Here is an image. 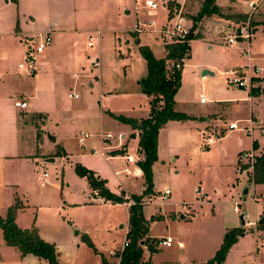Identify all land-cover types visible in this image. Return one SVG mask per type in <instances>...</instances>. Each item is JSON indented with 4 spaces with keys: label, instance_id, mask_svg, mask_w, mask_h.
Wrapping results in <instances>:
<instances>
[{
    "label": "rangeland",
    "instance_id": "1",
    "mask_svg": "<svg viewBox=\"0 0 264 264\" xmlns=\"http://www.w3.org/2000/svg\"><path fill=\"white\" fill-rule=\"evenodd\" d=\"M144 1L34 0L33 20L19 16L21 29L29 33V39L14 35L16 24L15 33H19V23L14 24L13 9L5 10L0 1V80L16 91L9 102L26 93L29 107L23 111L45 114L32 118V123H23L25 133L18 136L12 149L8 129L13 120L5 108L8 103L0 104V154L13 160L0 159V219L16 204L18 225L33 227L41 240L55 243L59 264H102L101 257L116 264L118 260L109 251L125 248L124 231L129 226L126 201L104 202L86 179L77 175L80 165L101 171L111 192L120 193L127 187L130 197L141 198L147 238L175 239L172 247L152 243L156 249L152 254L143 248V259H150L152 264H173L181 252L178 240L184 243L188 255L208 261L211 249H218L223 235L236 228L243 229L241 235L245 233V237H238L227 264H264V232L257 227L264 210V184L254 186L244 174L236 173L241 154L252 151L251 114L258 124L255 133L264 126V102L257 98L264 88L251 95L248 83L242 89L231 83L233 78L257 75L247 70L242 51L248 43L227 42L241 26L228 19L229 14L247 16L248 0H216L219 15L205 16L195 24L198 36L190 40L189 56L182 61L180 84L173 99L174 111L188 119L169 120L162 126L149 184L143 174L134 176L136 164L130 166L131 175L115 174L127 155H135L137 136L132 137L127 127L116 124L109 113H101L102 107L125 117L148 114L140 86L147 72L141 47H147L155 59L163 58L164 44L173 37L170 33L178 20L187 34L193 26L190 17L198 14L203 3L154 0L158 9L150 15ZM168 3H172L170 18ZM137 22L155 25L134 35ZM46 33L50 34L51 45L38 53L35 73L28 75L19 64L25 62L27 49ZM90 37L92 47L87 45ZM56 38L58 50L51 56ZM68 40L71 48L65 44ZM250 43L256 55L252 65L264 70V27L257 29ZM204 71L208 72L205 76ZM68 94H77L78 99H69ZM200 96L207 99L206 104L200 103ZM232 123L237 130H229ZM41 124L44 132L37 140L42 145L38 152H32L29 132L35 136ZM106 133H123L126 138L124 153L108 162L101 156L102 147L109 145L101 141ZM85 134L89 137L81 145L78 139ZM208 138L213 142L199 151ZM43 172L48 178L40 187L36 176ZM4 178L13 184L8 191L2 187ZM247 186L249 194L244 195ZM234 206L239 213L233 212ZM173 213L189 219L180 223L172 218ZM159 215L163 220L157 218ZM152 220L155 224L150 226ZM248 221L254 225H248ZM25 257L20 261L18 252L0 246V264H49L31 254Z\"/></svg>",
    "mask_w": 264,
    "mask_h": 264
},
{
    "label": "trees",
    "instance_id": "2",
    "mask_svg": "<svg viewBox=\"0 0 264 264\" xmlns=\"http://www.w3.org/2000/svg\"><path fill=\"white\" fill-rule=\"evenodd\" d=\"M8 1L13 4L18 3V0ZM215 2L216 0H203L198 14L195 17H190L193 26L189 32L183 38H172L170 42L164 44L166 53L164 58L155 59L147 47H141V53L147 64V72L146 76L140 81V86L141 92L149 98L150 111L148 116L144 119H136L112 115L117 121L129 125L137 131L138 150L144 157L138 163V167L148 184L150 181L151 165L156 160L158 136L162 126L169 120L188 119L184 113L174 111L173 99L180 84L182 61L189 56L190 40L198 36L195 33V24L205 16L219 15L220 10ZM168 11V17L170 18L173 14L172 3H168ZM15 31H18L17 24ZM133 34L136 35V33ZM176 65H180V68H177ZM258 80L257 78H252L251 82ZM250 93L251 95H257L259 91L257 88H251ZM38 117L41 118L43 116L39 114ZM39 137L40 134L37 133V138ZM252 147L256 149L257 144L253 142ZM76 172L79 177L87 178L89 186L96 191L98 197L112 203L124 202L122 197L111 193L106 188L105 181L95 177L92 171L78 165ZM249 181L255 185L264 184V152L256 158L253 171L249 173ZM132 200L134 204L129 206L128 211L129 231L126 235L127 245L119 255V264H150V260L146 262L142 260L143 248H148L150 254L155 253L156 249L152 243L160 245L161 240H152L146 237V222H144L140 212L141 198L133 196ZM17 209L16 204L10 206L6 210V217L0 219V229L5 245L17 249L21 258L31 254L46 260L49 264H59L54 245L41 240L35 228L20 229L16 225ZM261 221L262 223L258 227L264 230V210L261 215ZM243 232L244 230L241 228L227 231L214 256L204 264H224L229 250ZM85 239L90 245L89 240ZM142 242L143 245H141ZM101 263L110 264L104 257H101Z\"/></svg>",
    "mask_w": 264,
    "mask_h": 264
},
{
    "label": "crops",
    "instance_id": "3",
    "mask_svg": "<svg viewBox=\"0 0 264 264\" xmlns=\"http://www.w3.org/2000/svg\"><path fill=\"white\" fill-rule=\"evenodd\" d=\"M1 2H2V4L4 5V7H6L7 9H5V10H9L10 9V7H11V9H13L12 11H13V18H14V24L18 21V23H19V33H15V27H14V35L15 36H19V37H21L20 39H22V38H24V39H29V36H27V34H29V33H26L24 30H22L23 29V27H22V20L24 19V17L25 16H29L32 20H33V18H34V15L32 14V9L34 8V0H18V3L17 4H13V3H11L10 1H8V0H0ZM229 13V12H228ZM230 15V17H228V19H230V20H234L235 22H237V23H242V20H243V18H245V15H242V14H229ZM257 17H256V20L254 21V23H253V25H254V27H255V32H257V29L258 28H263L264 27V1L262 2V4H261V6H260V8L258 9V12H257ZM19 16H21V19L22 20H20L19 19ZM15 26V25H14ZM50 27H53L54 28V26H50ZM22 28V29H21ZM254 32V33H255ZM97 34H99V32H97ZM59 35V34H58ZM58 35H57V37H58ZM37 35H35V34H31V36L30 37H35V38H37L36 37ZM39 37V36H38ZM89 41H93L92 40V38L90 37V39H89ZM88 41V42H89ZM88 42H87V44H88ZM57 44H58V39L56 38V40H55V43H54V46H53V50L51 51V53H50V55L52 56V55H55L56 54V52H57V50H58V47H57ZM68 47H70L71 48V46H70V43H69V40L68 41H66V43H65ZM93 46V45H92ZM91 46V47H92ZM189 46H190V43H189ZM246 49H248L249 50V54L248 55H246L245 57L247 58V63H248V66H247V70H248V72H251V73H253L254 72V70L255 69H257L254 65H252V63L255 61V59H256V55L255 54H253L252 53V47H251V43L250 44H248L247 46H246ZM166 54V53H165ZM164 57H165V55H164ZM163 57V58H164ZM45 58H46V56H45ZM42 59H44V58H42ZM258 59V58H257ZM21 69V68H20ZM257 76H252V77H250L251 79L252 78H257V79H259L258 81H256V82H251L250 83V86H249V90L251 89V88H257L258 89V91H259V93L261 92V90L264 88V70H260V71H258V72H254ZM9 82H10V80H9ZM35 86H36V84H35V82H34V84H33V88L35 89ZM240 89H242V88H240ZM16 91H12V90H9V88H8V86L3 82V81H1L0 80V104L1 103H3L4 105L6 104V103H8L7 105H5V108H6V110H7V112H8V114H9V118H10V120H13V122L12 123H10V127H9V129H8V133H9V140H10V147L12 148V149H15L16 148V142L18 141V136H23L24 135V133H25V127H24V125H23V123L25 124V123H32L33 121L31 120L32 118H34V117H38V115L40 114V115H42V116H44L45 114H43V113H39V112H36V111H32L31 113H30V115H29V113H27L26 111H23V110H19V108H17L16 106H15V103L16 102H18V101H26L27 102V108L29 107V102H28V99H27V96L25 95L26 93H23V95H21V97H20V99H14L13 100V102H9V100H11L12 99V97L13 98H15L14 96H13V94L15 93ZM258 93V94H259ZM27 94H29V93H27ZM30 95H32V93L30 94ZM29 95V96H30ZM140 95V94H139ZM103 97V96H102ZM106 98L107 97H109V95H107V96H105ZM105 97H104V99H105ZM145 97H146V100H147V104H148V106H149V110H148V114H149V111H150V105H149V98L145 95ZM257 98H262L263 100H262V102H264V91H263V95L262 96H258ZM246 100V99H245ZM247 100H248V102H250V100H251V98L249 97V98H247ZM5 101H7V102H5ZM253 101V100H252ZM262 102H259V103H262ZM223 103H226V102H223ZM258 103V104H259ZM12 104V105H11ZM206 104V103H205ZM257 105V104H256ZM26 108V109H27ZM26 109H24V110H26ZM109 113V115H113V116H122V115H118V114H115V113H112V112H110V110H108L107 109V107H102V111H101V113ZM148 114L146 115V116H141V117H136V119H144V118H146L147 116H148ZM125 117V116H124ZM129 118H135V117H129ZM113 121L114 122H116V124H118V125H121V126H125V127H127L129 130H130V132H131V134H132V137H136L137 136V144H136V146H135V151H134V153H135V160H136V163H128L126 160H125V162H124V164L121 166V169L119 170V171H116L115 172V174H118V175H120V174H125V175H131L132 173H131V168H130V166L131 165H135L136 164V167H135V169H134V176L135 177H141L142 176V172H141V170H140V168L138 167V163L140 162V161H142L143 160V154H141L140 152H139V150H138V134H137V131L136 130H134V129H132L129 125H125V124H123V123H121V122H119V121H117L114 117H113ZM45 122V121H44ZM20 123V124H19ZM249 123L251 124V130H253V138H252V142H251V148H252V151L253 152H255L256 154H257V156H260L263 152H264V126L262 125L261 126V129L259 130V132H257V133H255V130H256V128L258 127V124H257V120H256V118H254V116H253V113L251 114V121H249ZM232 124H234V123H232ZM43 125L44 124H41V125H38L39 126V128H37V130H36V135L34 136V133L32 134L31 133V131L29 132V134L31 135V139L33 140V144H30V148H31V150H32V152L33 151H35V152H38L37 150L40 148L39 146H41L42 145V143H39L40 142V140H37L38 138H37V133H39L40 134V136L42 135V133L44 132V128H43ZM18 126V127H17ZM30 128V127H29ZM238 128H236V129H234V130H237ZM161 131V130H160ZM232 131V130H231ZM123 134V133H122ZM159 134H160V132H159ZM256 134V135H255ZM88 135V134H87ZM159 140V139H158ZM159 142V141H158ZM253 142H255L256 144H257V148L256 149H253V147H252V143ZM207 148V147H206ZM206 148H204V149H206ZM61 149V152L62 153H65V150L63 149V148H60ZM102 150H103V147H102ZM203 149H202V146L199 148V151H202ZM124 151H125V148H119V149H114V150H112V151H109L108 152V154L109 155H106L105 154V151L103 150V152L101 153V156L104 158V160L105 161H110V159L111 158H117V156H115L116 154H122V153H124ZM240 153H242V152H240ZM239 153V154H240ZM239 154L237 155V156H239ZM93 155H96V153L94 154L93 153ZM131 156H133V155H131ZM12 158H14V157H12ZM0 159H2L4 162H7V161H13L12 159H9L8 158V156H6V155H4V154H0ZM94 169V170H93ZM88 170H90V171H92L93 173H94V176L95 177H97V178H99V179H101V180H104L105 181V183H107V179H106V177H105V175L101 172V171H99L98 169H95V168H92V169H90V168H88ZM236 173L237 174H239V175H241V174H244L246 177H247V179L249 180V173H247V172H243V171H240V172H238L237 171V169H236ZM7 176H9L8 175V173H5ZM10 174H13V172H11ZM37 177H38V175L36 176V181L37 182H39L38 180H37ZM47 178H48V175H47V177L45 178V184L44 185H46V183H47ZM86 179V181H87V184H88V186H89V183H88V180H87V178H85ZM39 184H40V182H39ZM253 184V183H252ZM124 186H125V184H123ZM254 186H256L255 184H253ZM13 186V184L12 183H10L9 182V180L6 178H4V182H3V185H2V187H3V189H4V191H8L9 189H11V187ZM105 186H106V188L110 191V188H108V186H107V184H105ZM40 187H44V186H41L40 185ZM90 187V186H89ZM253 187V186H252ZM125 189H126V191H125ZM111 192V191H110ZM111 193H113V194H115L116 196H118V197H122L123 198V200L124 201H126V208H127V210L129 211V206L131 205V203L133 202V200H132V197H130V195H129V193L127 192V187H123V189L120 191V193H115V192H111ZM247 194H249V192L247 193ZM100 198V197H99ZM102 200H104V199H102ZM249 201H251V199L249 198L248 199ZM104 202H109V203H111L110 201H105L104 200ZM238 203V202H237ZM161 204H163V203H161ZM235 207V206H234ZM234 209V208H233ZM127 211V214H128V218H129V212ZM213 212V211H212ZM233 212H234V210H233ZM214 213V212H213ZM234 213H238V212H234ZM175 215H177V216H175ZM157 218H159V220H163V218L164 217H162V216H158ZM172 218L174 219V220H176L177 218H178V220L180 221V223H184L186 220H188L189 218L186 216V215H184V214H182L181 216H179V214H175V213H173V215H172ZM18 213H17V215H16V218H15V223H16V225L20 228V229H30V228H32V227H29V228H21L19 225H18ZM127 224H128V220H127ZM153 224H155V221H150V226H153ZM248 225H250V226H253L254 225V222L252 221H248V223H247ZM260 224H257V227L259 226ZM121 228H122V225H121ZM230 228V227H229ZM258 229L260 230V228L258 227ZM128 231H129V226L127 227V228H125V231H124V243H125V241H126V235H127V233H128ZM261 231H263L264 232V230H261ZM1 235H2V232H1ZM224 236V235H223ZM167 237H170V238H172V243H171V245L169 246V247H172V244H173V242L175 241V239L173 238V237H171V236H159V237H157L156 239H158V240H161V242L165 239V238H167ZM243 237H245V233L243 234V235H241V237H239V239H241V238H243ZM238 239V240H239ZM46 242V241H45ZM47 243H50V244H52V245H54L55 246V250H56V253H57V259L59 258V253H58V250H57V247H56V245H55V243H51V242H47ZM237 244V243H236ZM236 244H234L232 247H231V249L229 250V252H228V254H227V256H226V259H225V261H224V264H227V260H228V258H229V255H230V253H231V251L233 250V248H234V246L236 245ZM177 245H178V249H180L181 250V252H179L180 254H179V256L176 258V260L173 262V264H204V263H206L207 261H201L200 260V258L198 257V256H193V255H188L187 253H186V250H184L185 249V245H184V243L181 241V240H178L177 241ZM0 246H1V248L2 247H5V248H8V249H12V250H14V251H16V252H18V250L17 249H15V248H13V247H8V246H6L5 245V243H4V241H3V238H2V241L0 242ZM161 246H165V245H162L161 244ZM220 246V245H219ZM165 247H167V246H165ZM219 248V247H218ZM183 250V251H182ZM217 251V249H216V247L214 246L212 249H211V252H210V257L212 256H214V254H215V252ZM110 252V254H111V256H113V257H115L117 260H118V262L116 263V264H119V261H120V258H119V255H120V253L122 252V251H109ZM18 254H19V252H18ZM19 257H20V254H19ZM22 259H26V257H24V258H21L20 259V261H23ZM142 260L143 261H148V260H150V259H148V260H145V259H143V254H142ZM58 261H59V259H58ZM116 262V261H115ZM150 264H152V261L150 260Z\"/></svg>",
    "mask_w": 264,
    "mask_h": 264
},
{
    "label": "built area",
    "instance_id": "4",
    "mask_svg": "<svg viewBox=\"0 0 264 264\" xmlns=\"http://www.w3.org/2000/svg\"><path fill=\"white\" fill-rule=\"evenodd\" d=\"M264 0H248V8H249V14L247 16H245L244 21L241 23V26L237 28V30L235 31V34L232 36L228 37V44H234L236 43L238 40H244L246 41L248 44H250V41L254 35V30L255 27L252 23V16L258 11V9L260 8L262 2ZM144 7L148 10V14L150 15H154L156 10L158 9V5L155 3L154 0H145L144 1ZM155 23L154 22H150V23H139L137 22L136 25L134 26L135 29V33H141L143 31H145L146 28H150L151 26H154ZM171 36H176L177 38H183L186 35V31L184 30L183 26L181 25V21L178 20V23L174 26L173 31L170 33ZM172 37V38H173ZM171 38V39H172ZM52 39L50 37L49 33L44 34L41 39H38L37 41H34V43L32 44V46H30L27 51H26V57H25V62L19 64V68L24 69L26 71V73L28 75H33L35 73V66H36V60H37V56L38 53H40L42 50H44L46 47L48 48L51 45ZM89 47H91L93 45V42L89 41L87 44ZM243 55L246 56L249 54V50L248 49H244L243 51ZM177 68H180V65H176ZM261 69L257 68L254 70V72H258ZM232 84L237 85L240 88H245L247 83L250 86L251 83V78L249 79H245V78H233L231 81ZM69 99H78V95L77 94H68L67 96ZM199 101L201 104H205L207 103V99L204 98L203 96L199 97ZM15 106L21 110H24L27 108V102L26 101H18L15 103ZM229 130H234L236 129V125L235 124H231L229 125ZM89 135L85 134L84 138H79L78 142L79 144H84V139L88 138ZM125 135L124 134H118V135H113L111 133H106L105 135L101 136V141L102 142H108V146H104L103 150L104 151H108L109 149H111L110 151L114 150V149H119L122 148L125 145ZM112 142H115L116 145L112 146ZM212 139L208 138L207 142L205 144L202 145V149L206 148L208 145H210L212 143ZM93 153L95 154L96 152L93 151ZM257 154L253 151L250 152H245L243 154H241L240 158H239V166H238V172L243 171V172H247V173H252L253 171V165L255 163V160L257 158ZM127 162L128 163H136L135 157L131 156V155H127ZM47 173L43 172L41 174L38 175L37 180L40 182L41 186H44L45 184V178L47 177ZM196 193L200 192V189H195ZM169 192L166 191V194H168ZM134 204L133 202L131 203V205ZM238 204V203H236ZM234 212H238L239 213V209L235 206L234 207ZM172 238L167 237L165 238L160 244L165 245L167 247H169L172 243ZM127 245V241H125V246Z\"/></svg>",
    "mask_w": 264,
    "mask_h": 264
},
{
    "label": "water",
    "instance_id": "5",
    "mask_svg": "<svg viewBox=\"0 0 264 264\" xmlns=\"http://www.w3.org/2000/svg\"><path fill=\"white\" fill-rule=\"evenodd\" d=\"M208 74V72L207 71H204L203 72V76H205V75H207ZM52 140H54V138H52V137H50ZM249 185V184H248ZM248 193V186L245 188V190H244V195H246ZM241 220L243 219V217H241L240 218ZM262 223V221L260 220L259 222H258V224H261ZM242 224H244V222H242ZM141 245H143V242L141 243Z\"/></svg>",
    "mask_w": 264,
    "mask_h": 264
}]
</instances>
